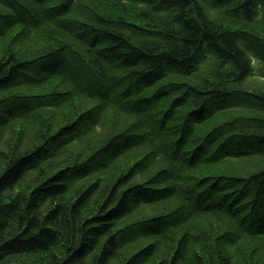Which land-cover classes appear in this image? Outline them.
Wrapping results in <instances>:
<instances>
[{"label":"trees","instance_id":"1","mask_svg":"<svg viewBox=\"0 0 264 264\" xmlns=\"http://www.w3.org/2000/svg\"><path fill=\"white\" fill-rule=\"evenodd\" d=\"M0 264H264V0H0Z\"/></svg>","mask_w":264,"mask_h":264}]
</instances>
